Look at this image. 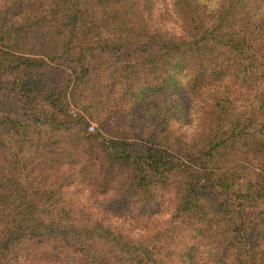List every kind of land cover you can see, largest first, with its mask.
I'll list each match as a JSON object with an SVG mask.
<instances>
[{
    "label": "trees",
    "instance_id": "obj_1",
    "mask_svg": "<svg viewBox=\"0 0 264 264\" xmlns=\"http://www.w3.org/2000/svg\"><path fill=\"white\" fill-rule=\"evenodd\" d=\"M171 7L176 34L160 26L151 0H57L46 13L39 0L0 7V264H24L28 242L36 249L27 264H159L105 224L81 223L28 176L46 157L38 146L47 131L53 144L73 129L89 160L81 170L99 192L114 188L131 216L154 204L151 183L174 177L172 218L203 237L199 257L186 252L192 260L264 264V0H172ZM31 27L41 29L43 45L28 39ZM54 69L65 70L66 86L55 85ZM94 86L133 107L154 92L183 93L192 137L86 132ZM4 94L20 98L19 114L4 112ZM149 113L154 132L169 125L166 98ZM93 137L94 146L78 142Z\"/></svg>",
    "mask_w": 264,
    "mask_h": 264
},
{
    "label": "rangeland",
    "instance_id": "obj_2",
    "mask_svg": "<svg viewBox=\"0 0 264 264\" xmlns=\"http://www.w3.org/2000/svg\"><path fill=\"white\" fill-rule=\"evenodd\" d=\"M12 0H0V7L7 5ZM160 26L168 33L176 34L179 27L172 12V0H151ZM40 10L46 13L49 8L57 6V0H39ZM32 33L28 39L37 41L43 45L41 30L31 27ZM46 31V29H42ZM43 48V46H39ZM51 48H47L50 51ZM53 64V63H52ZM111 64L108 63V68ZM98 73L104 74L101 68L96 69ZM55 85L66 86L69 78L66 77L65 70H53ZM146 77L142 79L138 87L143 88ZM148 81V80H146ZM72 83H71V86ZM69 87V88H70ZM97 95L90 97L91 105L87 109L90 113L87 123V131L91 134H118L121 132H134V135L144 134L145 137H161L160 134L171 133L179 138L189 141L195 128L193 111L184 94L181 92L165 91L147 94L146 102L139 107H133L130 99L115 97L112 99L108 91H103L97 86L93 87ZM92 94V93H90ZM166 98L171 110L169 125L162 126V130H153V125L146 120L143 111H148V116L152 117L149 110L153 105H157L159 100ZM1 108L6 113L19 114L22 110L21 100L13 94L1 96ZM112 109L111 111H109ZM74 110H79L75 105ZM95 120V121H93ZM100 125L104 126L100 127ZM75 129L70 134L61 136L57 143L49 144V140L54 138V133L47 131L46 136L41 138L38 151L46 154L44 159L38 158L31 163V171L28 176L40 185H47L63 199L65 208L81 223L101 222L111 228L114 232H119L127 237L129 242L140 244L150 256L155 257L159 264H200L186 254L188 251H195L196 256L202 254L203 237L191 229L186 228L184 222L174 220L173 200L175 196V179L169 176L163 183L153 182L150 185L151 195L155 198L152 206H146L145 211L139 217L131 216L124 203L117 202L115 189L108 188L104 192H99L90 178L81 170V166L88 164L82 147L78 146L77 139H74ZM82 144L95 145L96 139L83 141ZM55 149L64 158L56 162L50 160L51 153L45 150ZM35 150L31 147L25 153L26 158H30ZM96 154V153H95ZM92 155V154H91ZM91 157V156H90ZM92 162L96 167L100 166L101 160L97 155L92 156ZM222 223L220 216L215 223ZM203 225V224H202ZM184 227L180 235H176L172 230ZM135 248V247H133ZM36 249V244L26 243L20 248L21 260L24 264L29 262V255ZM38 251V248H37ZM217 264H221L217 262Z\"/></svg>",
    "mask_w": 264,
    "mask_h": 264
}]
</instances>
